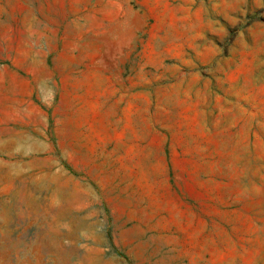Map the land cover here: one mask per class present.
Segmentation results:
<instances>
[{
    "label": "rangeland",
    "instance_id": "obj_1",
    "mask_svg": "<svg viewBox=\"0 0 264 264\" xmlns=\"http://www.w3.org/2000/svg\"><path fill=\"white\" fill-rule=\"evenodd\" d=\"M0 264H264V0H0Z\"/></svg>",
    "mask_w": 264,
    "mask_h": 264
}]
</instances>
